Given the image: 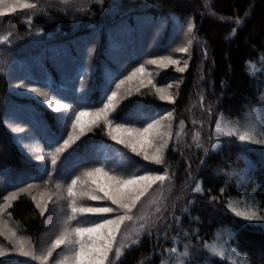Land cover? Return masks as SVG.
<instances>
[{"label": "trees", "instance_id": "16d2710c", "mask_svg": "<svg viewBox=\"0 0 264 264\" xmlns=\"http://www.w3.org/2000/svg\"><path fill=\"white\" fill-rule=\"evenodd\" d=\"M52 8H34L25 15L17 10L4 16L12 30L5 32L0 27V36L12 35L7 41L17 37L14 45L0 46V205L5 204L8 188L23 189L44 177L38 163L31 161L19 145L6 115L11 91L2 53L5 47L23 54L35 42L74 38L84 44L98 41L96 80L102 82L100 68L108 57L109 32H98L101 28L115 24L122 16L127 22H134L137 15L170 24L191 21L195 44L188 68L180 73L171 65L158 78L159 83H174L175 103L160 100L149 89L126 98L116 112L118 120L141 117L140 112L137 114L141 110L144 114L173 112V135L165 151L164 167L172 174L175 194L167 222L157 232L144 234L116 264H232L234 256L248 264H264V220L247 221L228 207L232 203L238 210L264 216V144L241 142L225 134L232 123L247 126L251 122L264 129V0H119L94 2L81 11ZM233 28L236 33L230 36ZM253 62L259 65L252 71ZM43 67L47 73L57 74L53 64L46 62ZM98 89L95 84L94 104L99 101ZM26 101L40 114H33L32 120L40 118L42 122L44 118L46 123H42L54 137L58 129L53 112L34 99ZM217 120L223 132L216 129ZM196 133L199 139L193 140ZM112 141L101 124L87 133L74 151ZM132 156L134 162L140 157ZM197 184L202 192L193 191ZM7 209L31 240L38 241L45 216L40 215L31 195L19 192ZM9 260L1 257L0 264L11 263Z\"/></svg>", "mask_w": 264, "mask_h": 264}, {"label": "rangeland", "instance_id": "374dc122", "mask_svg": "<svg viewBox=\"0 0 264 264\" xmlns=\"http://www.w3.org/2000/svg\"><path fill=\"white\" fill-rule=\"evenodd\" d=\"M108 1L119 2V0H18L17 10H23L22 14L25 15L31 12L32 9H22L19 7V4L35 3L37 5L35 8L53 7L52 9L81 11L94 2L104 3ZM5 17L0 18V27L6 32L12 30L13 25L9 24L10 20H5ZM134 17V22H127L128 19L122 16L115 24L104 26V28H101V31H98L109 32L108 57L103 61L101 60L103 66L100 68L99 78L104 80L102 82L96 80L98 41L84 44L77 38H74L68 41L35 42L23 54L14 53L16 48L11 47H5L4 52H2L4 64L7 65V75L10 78L11 101L8 100L5 104L7 106L6 115L11 121L10 128L17 133L19 145L25 151L27 157L31 161L38 163L37 167L44 174L40 182H33L29 184L32 186L31 188L27 185L23 189H28L27 193L31 197L36 198L35 203L40 202L41 205H47V211L44 214V228L40 238L36 242L32 241L24 230L12 220L8 215V207L3 214H0V233L3 234L0 235V246L8 252L7 255L0 256V258L10 259L11 263L7 264H43V262L33 260L31 257L17 254V252L13 251V248L14 246H18L17 242L20 238H23L25 250L34 249L37 255L43 254L44 250L50 246L52 240L63 230L62 220L71 211L68 207L70 200L67 197V186L77 176L81 178V181H88V184L78 183L75 189L76 192L86 191L91 186L90 179L84 176L86 170L103 166L104 170L110 175L123 178L133 175H145L149 172H159L162 174L163 168H165L164 165H156L151 161H146L142 155H139L140 157L134 162L132 155L136 153L114 140L110 144L98 143L92 145L87 150L81 152L74 151L77 142L72 148L60 155L57 164L53 167L50 162L51 157L49 153L54 151L62 143V140L67 137L68 132L71 131L70 122L61 117L60 114L53 112L43 97L29 90L31 87H36L41 91H45L49 94L48 99L51 102L58 100L59 102L67 103L75 111H78L81 106L96 109L102 107L103 103L106 102V96L110 95L112 90H115V82L123 79L134 68L143 64L146 71L138 74L132 81L126 82L119 90L120 96L124 97L121 103L126 98L136 94L137 88L140 89L139 92L149 89L156 92L157 88H161L166 93L173 95V86H175L173 82L159 83L158 81L160 72L166 70L171 65L167 68H162L160 65L150 64L149 61L172 55L173 59L181 61L179 67H183L184 61H189L192 47L195 44V31L193 30L192 33L187 32L188 24L191 21L183 24L174 22L170 24L165 20L148 21L145 15ZM100 35L101 33H99ZM8 37L10 40L12 35ZM189 39L193 40V44L188 54L174 51L184 46ZM15 43H17V37L13 36L11 41L0 42V46L4 47L1 44L12 46ZM162 44L164 45L161 46ZM5 53L11 54L6 55ZM46 62L53 64L57 74L47 73L43 67ZM258 65V62H253L250 64V69L253 71ZM174 66L175 68L178 67ZM149 80L152 81L151 84L148 83ZM141 82H143V86ZM95 84H98L99 88V101L97 104H94L92 100V91ZM169 84L172 85L171 88H168ZM128 90L132 92V95L129 96L127 94ZM157 95L159 96V93ZM27 99H34L53 112L58 129V133L54 137H51L50 128L46 124H43L46 123L44 118L42 119L43 123L40 122V118L36 122L32 120L33 114L39 113L32 110L34 108L29 105V102L26 101ZM121 103L118 105L117 110ZM116 112L110 115V119L114 123H127L129 127H145L159 120L161 133H167L169 126H171L170 130L172 132V120L174 117L162 119V117H166V114H163L162 111L156 110L152 113L148 112L144 114V111L141 110L137 114L140 112L143 116L136 119L127 118L124 120L116 119ZM66 124L68 125L67 127H65ZM17 129H21L22 131H17ZM153 135H155V129L153 130ZM160 142L157 139L156 143L159 144ZM152 151L154 149H149L150 155ZM37 156H43L44 159L38 160L36 159ZM97 179L101 183L104 181L102 176ZM57 184L61 185L60 189L55 187ZM173 186L174 180L171 179L170 182H166L163 186L156 184L149 189L148 194L133 209L134 220L126 222L122 226L116 246L128 244L127 248H129L137 244L128 242L126 237L130 233H134L140 223L146 225L145 229L138 236L133 235L132 237L133 240H137L138 242L144 234L157 232L159 227L167 222L173 204L172 198L175 195ZM16 189L8 188L6 195L12 192L19 193L20 189ZM50 196L52 199H49ZM57 197L60 198L58 199ZM108 205H110L108 201H90L85 197L82 199L78 198L77 206L102 207ZM80 219V225L72 222L70 227H87L92 222H99L98 217L92 215H85ZM12 231L16 232V237H12ZM68 254H70V249L61 246V248L53 253V257L49 259L48 264H54L55 260ZM119 259L115 258L114 252L110 254L112 264H116Z\"/></svg>", "mask_w": 264, "mask_h": 264}, {"label": "snow or ice", "instance_id": "6c2138e0", "mask_svg": "<svg viewBox=\"0 0 264 264\" xmlns=\"http://www.w3.org/2000/svg\"><path fill=\"white\" fill-rule=\"evenodd\" d=\"M18 0H0V18L4 17L9 13H15L17 11ZM19 7L22 9H33L37 7L35 3H20ZM239 23V21H237ZM195 25L189 22L187 32L192 33ZM236 29L233 28L230 34L234 35ZM8 36H0V42L7 41ZM230 38V37H226ZM193 44V40L189 39L187 43L175 49V52L188 54L190 48ZM152 65H160L162 68H167L169 65H176L177 71L183 73L188 68L187 60L184 61L183 67H179L181 61L179 59H173L172 55L164 56L157 59L149 61ZM146 71L145 66L141 64L139 67L134 68L129 72L123 79L115 82V90L111 91L110 95L106 96V102L100 108L92 109L86 106H81L78 111H75L71 105L67 103L51 102L48 97L49 94L45 91H41L36 87H31L29 90L33 93L45 99L50 109L60 114L61 117L70 122L71 131L68 132L67 137L62 140V143L49 153L51 157V165L54 167L60 155L65 153L67 150L72 148L77 142H79L87 133L93 131L95 127L103 126L107 130V135L114 141L125 145L130 148L132 152L137 155H142L143 159L146 161H151L156 165L165 164V151L169 148V142L172 139V132L170 130L167 133L160 132V122L159 120L148 124L145 127H129L127 123H114L110 119V115L115 113L118 105L124 99L120 96L119 90L126 82L132 81L138 74H142ZM149 84L152 83L151 80L148 81ZM179 81H177V87L179 86ZM143 86V82H141ZM23 87V85H21ZM172 85L169 84L168 88ZM140 89L137 88L136 92L139 93ZM156 92L159 93V99L162 101H168L170 103H175L176 97L171 93H166L164 89L157 88ZM129 96L132 92L128 90ZM210 111V109H209ZM173 112H168L166 117L162 119L172 118ZM183 124V121L180 122ZM68 125L66 124L65 127ZM155 129V135H153V130ZM216 129L218 132H223L224 129L221 127V121L217 120ZM17 131H22L17 129ZM228 136H235L241 142H253L256 144H264V129H257L253 123H249L247 126H241L238 123H232L229 130L225 133ZM176 135H180L179 132ZM257 135L262 138H256ZM167 137V138H165ZM157 139L161 142L156 143ZM199 139V133L193 136V140ZM218 147V145H213V148ZM149 149H154L151 155L149 154ZM36 159L43 160V156H37ZM51 175V173H49ZM84 176L88 177L91 182V186L86 191L76 192V186L78 183L84 185L88 184V181H81V178L77 176L72 179L71 184L67 186V197L70 200L68 207L71 209L70 213L67 214L66 218L62 220L63 230L59 235L52 240L50 246L44 250L43 254L37 255L35 250H25V242L23 238H20L17 242L18 246H14L13 251L17 254L31 257L33 260L41 261L43 264H48V261L53 257V253L64 246L70 249V254L63 255L62 258L55 260L54 264H112L110 260V254L115 253V258L119 259L123 254L124 250L128 247V244L117 245V238L121 233L122 226L126 222L133 221V209L141 202L149 189L153 185L159 184L161 186L165 185L166 182H170L172 179V174L167 168L163 169L162 174L157 173H147L145 175H133L128 178H123L116 175H110L104 170V167H95L84 172ZM102 176L104 178L103 183H101L97 178ZM29 188L32 186L29 185ZM57 189L61 188V185L57 184L55 186ZM28 189H20V192H27ZM196 192H202L203 188L201 185L193 189ZM223 192V189H221ZM55 195V194H53ZM87 198L90 201H108L110 205L102 207H92V206H77L78 198ZM18 198L17 192L9 193L3 197L5 204L0 205V214H3L7 207H10L11 202ZM58 199L60 197H57ZM33 201L36 200L32 197ZM49 199H52L50 196ZM215 199V198H214ZM230 211H232L237 217H241L247 221H262L264 216H261L257 211H241L237 207H234L232 203L228 204ZM246 207L251 208V205ZM36 208L40 210V215L44 216L47 211V205H41L40 202H36ZM159 211V209H157ZM10 216L11 213H8ZM85 215L96 216L99 222H92L90 226H76L70 227L72 222L77 225L81 223V217ZM145 224L140 223L138 228L134 233H130L126 240L132 244L138 243L137 240H133V235H139L145 229ZM0 235H3L0 233ZM12 237H16V232L12 231ZM207 247V245H205ZM173 253L176 249H171ZM215 253V250H213ZM8 252L0 246V256L7 255ZM221 256L226 255L225 252L221 251L215 253ZM184 256L188 255L185 251ZM234 255V254H233ZM183 264V262H181ZM232 264H248L246 259H240L239 257L233 258Z\"/></svg>", "mask_w": 264, "mask_h": 264}]
</instances>
